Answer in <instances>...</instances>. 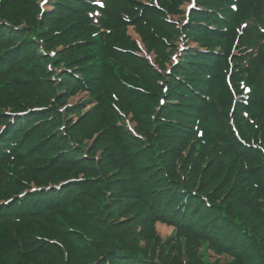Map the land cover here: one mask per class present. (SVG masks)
Instances as JSON below:
<instances>
[{"label": "trees", "instance_id": "1", "mask_svg": "<svg viewBox=\"0 0 264 264\" xmlns=\"http://www.w3.org/2000/svg\"><path fill=\"white\" fill-rule=\"evenodd\" d=\"M39 1L0 0V264H210L206 241L227 264H264V0H236L235 12L232 0H195L179 28L168 18L188 0H115L96 14L89 0L45 12ZM128 27L161 67L180 35L194 44L167 90ZM233 30L254 57L230 68ZM41 40L70 70L67 89L88 96L85 115L81 103L48 112L64 89L41 76ZM158 222L175 231L164 242Z\"/></svg>", "mask_w": 264, "mask_h": 264}, {"label": "rangeland", "instance_id": "2", "mask_svg": "<svg viewBox=\"0 0 264 264\" xmlns=\"http://www.w3.org/2000/svg\"><path fill=\"white\" fill-rule=\"evenodd\" d=\"M49 2L47 3H54L53 0H48ZM99 1V0H96ZM115 0H107L106 1V6L108 8H110L112 6V4L114 3ZM236 0H232V4L230 5V10L232 12L236 11V6L234 4ZM48 5V4H45ZM51 7V5H50ZM49 6H45V10L50 8ZM185 12V11H184ZM181 11V13L177 16H173L170 17L169 20L171 21V24L174 26H177V28L182 27L184 24L188 23V20H186L185 17V13ZM189 15V13H188ZM187 15V17H188ZM40 16L36 15L34 20L39 19ZM244 28L243 24L241 25L240 30H242ZM128 34L131 36V38L133 40H135L138 44H139V50L137 51L138 55L146 58L148 60H152L154 59L151 54H148L146 52V50L143 48V46L140 44L139 39L137 37V35L133 32L132 29H129ZM237 38H238V33L235 32L233 30L232 34L229 36L228 40L225 41V43L227 44L226 47L229 46L228 51L226 52V61L227 63H229V67L232 68V64L233 61H235V63H240V62H246L247 59H250L251 57H254L253 53H251V50L248 48V42L245 41L243 43H238L237 42ZM45 42L41 40V46L44 44ZM48 43V41H47ZM49 49H45V47L42 46V50H40L41 52H43V57L42 60L44 61L43 63H45L42 66V72H41V76L45 79H50L51 78V82H53L54 80H58V82L56 83V87L61 89L63 88V95L60 99H49L46 100L47 101V105H49L48 108V112L53 115V108L54 107V102L55 105L59 106L60 108L63 109H71L76 105H79L81 103V107L82 109H84L85 112H83V115L86 114V111L88 109H90L92 107L91 104L86 103L87 102V98L88 96L86 95L85 92H78V91H73V89L71 88V86L69 87V89H67V85H69V81L70 79L67 77V75L70 74V70H67V66L64 64V62L60 61L57 59V56L55 55L56 52L53 51V49H51L48 45H46ZM194 47V44H191L189 41L186 40L185 36L180 35L179 40L175 41L172 47H169V50L166 51V53H170V62L169 60H161L160 61L163 63L162 67L160 65H158L157 63L154 64V60L149 63L151 68L153 69H158L159 70V74L157 75V79L162 83L160 84L161 87L165 86V89L167 90L168 88V75H167V69H169V67H171L172 63H176L178 61L179 55H181L182 53V49L184 47ZM224 49V48H220ZM61 53V52H58ZM55 69V70H54ZM165 73V74H164ZM249 88L246 86V84L244 83V88H242V93L245 92V94L242 96V98L240 99H244L246 100V98L248 97L249 94ZM43 94H46L47 92L42 90ZM162 92L161 90L157 91V95L158 96H162ZM86 103V104H85ZM154 105V104H153ZM152 105V106H153ZM71 117V116H68ZM72 121L74 120L75 122L79 119L77 115H74L71 117ZM70 119V118H68ZM123 122H124V126L127 129V131L130 133V135L133 138H137L139 139L140 137L136 134V132L134 131L135 127H136V123L129 120V118H123ZM118 126V125H117ZM75 132L77 133H82L80 128H77L75 130ZM201 133V132H200ZM94 137L90 138V139H83V145H86L88 147H92L91 145H93L94 141H93ZM173 141V145L175 144L174 140ZM138 147V145H137ZM101 151L99 150L95 156H97L98 158H100L101 155ZM86 155L82 154V155H77L78 160H86ZM143 162L145 163V159H143ZM85 162H88L87 160ZM237 163L234 162L233 167H235V170L237 169ZM200 173H204L203 171H201ZM216 173H223V170H219ZM203 181H207V180H203ZM201 181V182H203ZM217 185H219L217 188H215ZM211 184L209 186H207V183L204 184L205 190L207 187H210ZM218 193V195L220 196V180L219 179H215L213 182V186L211 188V193ZM222 198H220L218 201L219 202H223V200H225L226 198L223 196H221ZM187 203H189V206H193V203L189 200V197H186ZM230 202H232V198L228 197ZM183 204H186L184 200H182ZM226 203V200L225 202ZM196 206L199 208L201 206V204L199 202L195 203ZM174 206L172 205L171 208H173ZM202 208L198 209L197 211H201ZM204 212V211H203ZM222 221V220H220ZM194 223V222H193ZM202 227H199V229H201ZM230 230H235V229H230ZM154 231L156 232V235L159 237V239L164 242L166 240H168L170 237H172L174 235V228L163 224V223H155L154 224ZM2 235L1 236H6L8 234V231L2 230V232H0ZM235 233V232H234ZM221 236V233L217 232L215 238H219ZM179 238H183V236H179ZM199 258L201 262L204 263H210V264H227L228 261L226 259V257L223 256H219L214 250H213V246L206 241L204 244H202L199 248V252H198ZM4 256L0 255V260H3Z\"/></svg>", "mask_w": 264, "mask_h": 264}]
</instances>
